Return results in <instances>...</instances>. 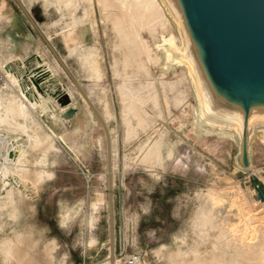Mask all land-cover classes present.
<instances>
[{
    "label": "rangeland",
    "instance_id": "374dc122",
    "mask_svg": "<svg viewBox=\"0 0 264 264\" xmlns=\"http://www.w3.org/2000/svg\"><path fill=\"white\" fill-rule=\"evenodd\" d=\"M96 1L21 0L106 118L113 146L117 264L134 255L140 257L139 264H172L171 253L179 249L185 262L193 261L196 252L204 258L233 256L234 248L225 243H237L240 234H245L246 243L262 244L264 250V201L255 185L257 181L264 192L263 128L254 132L251 169H241L238 144L202 133L195 123L192 113L198 104L184 70L171 67L163 74L165 65L159 59L149 62L145 55V70L137 63L126 64L133 45L112 22L118 11L105 10ZM138 15L145 20L140 34L155 56L161 57L155 46L162 37L174 35L179 41L172 19ZM134 45L137 48L138 41ZM31 52L43 56L78 112L47 151L34 147L19 127L0 121V136L23 144L28 168L45 171L30 191L31 184L14 173L0 177V264H111L106 261L111 249L104 128L19 3L0 0V73L5 76L0 114L7 113L9 100H24L30 117H18L17 122L29 132L40 129L41 136L53 138L58 128L36 110L43 97L34 107L18 77L6 68ZM126 85L148 99L139 104L145 121L126 110ZM50 99L62 116L61 106ZM156 142L162 146V160L148 162L149 147ZM201 211L213 215L205 231L200 228ZM9 242L17 257L6 255ZM244 253V263L255 264L247 250Z\"/></svg>",
    "mask_w": 264,
    "mask_h": 264
},
{
    "label": "water",
    "instance_id": "95a60500",
    "mask_svg": "<svg viewBox=\"0 0 264 264\" xmlns=\"http://www.w3.org/2000/svg\"><path fill=\"white\" fill-rule=\"evenodd\" d=\"M23 12L39 31L58 62L87 100L101 122L106 136L109 190V235L111 261L115 258V221L113 196L112 137L107 122L65 61L50 43L30 15L16 0ZM181 25L185 51L193 65L199 85L214 119H233L240 125L241 141L237 162L241 169L252 167L251 131L255 123L264 122V0H166ZM36 61V63H32ZM39 64V65H38ZM7 70L20 80V88L31 101L41 97L55 99L66 120L73 118L78 108L69 92L53 80L52 71L41 55L35 53L22 60L15 59ZM14 152H10V157ZM258 198L264 201V192L255 181Z\"/></svg>",
    "mask_w": 264,
    "mask_h": 264
},
{
    "label": "bare ground",
    "instance_id": "6f19581e",
    "mask_svg": "<svg viewBox=\"0 0 264 264\" xmlns=\"http://www.w3.org/2000/svg\"><path fill=\"white\" fill-rule=\"evenodd\" d=\"M97 1L98 4L102 5L103 9L105 10L109 8H115V10L118 11L117 13H115V16L112 18V22L119 30V33L122 36H125L127 41L128 42L130 41L133 45V49L130 52L131 54H128L126 58V64L137 63V66L139 68L145 70L146 65L144 64L142 58V55H145L149 62L155 60L158 61L159 59V61H161L165 65V69L162 71V73L164 72L163 74L168 73L167 71L171 67L172 68L181 67L184 70L186 79L188 80V82L192 87L191 88L193 90L192 92L198 104L197 108L195 109L193 108L194 113L192 114L195 123L197 125H200L201 130L203 131L201 132L206 133L208 135L214 133L217 134L220 138L233 140L238 144L239 147L241 141V130L239 123L233 119L222 118V120L221 119L217 120L212 118L211 116L214 114L211 111L207 103V100L205 98V95L199 85V81L195 74L193 65L189 62L186 55L184 54L186 45H185V39L181 31L180 22L178 18L173 15L167 1L166 0H97ZM138 13H141L142 18L150 17L157 20V18H159V16L161 15L162 18H164V20H169V18L172 19L170 21L174 29L177 31L179 41L177 42V39L175 38L174 35L169 37H162L160 43L156 44L155 46L157 50L162 51L161 57L155 56L152 52V48L150 47V45L142 38L140 34V30L145 26V20L144 19L139 20ZM137 41L139 43V46L136 48L134 42ZM122 45L124 44L122 43ZM153 87H154L153 84L150 85V88ZM123 94H124L123 100L125 101L126 110L132 112L135 116H138L144 120V116L142 110L139 107V104H141L142 102H147L148 99H143L138 92H136L132 88H128L127 85L124 88ZM151 98L156 99L155 96H152ZM51 100L52 99H50L49 97L47 98L43 97V101H42L43 105L37 106L36 110L40 109L41 114L46 115L50 119L51 123L58 128L59 133L55 132L53 138L50 135L41 136L39 133L40 129L33 132H29L26 125L17 122L18 117H22L25 120H28L30 117V111L23 101H18L16 99L9 100L8 104H6L7 113L4 116L0 114V121L8 122L11 125H15L19 127L27 134L28 140L34 147H37L42 150L43 149L48 150L51 147V145L54 143L55 138H62L63 134L66 131H68L70 126L68 120H66L63 117V115L58 116V114L56 113L57 110L50 106L49 103L51 102ZM65 109L66 108H60V112L64 111ZM101 115L105 120L106 119L105 116L102 113ZM108 116H112V113L108 112ZM259 127L263 128L262 130H263V139H264V122L255 123L251 131V151L253 144V136L255 134L254 132ZM161 147L162 146L160 142H156L155 144L150 146L149 152L146 156V161L153 163L161 162L162 160ZM11 151L14 152L13 157H10ZM0 159L4 160V162L0 163L1 178L7 177L8 175H11V173H14L17 177L21 178V180L28 181L31 185H33L36 181L40 180L41 178V174L38 171L33 172L31 169L28 168L26 151L23 147V144L21 145L19 143L18 138L14 139L7 136H0ZM21 184L24 185V183ZM204 211H201L202 218L200 217V222L202 223L201 224L202 226L201 227L199 226L200 228H202V231L205 228H207L209 225L213 224L212 221L213 215L212 214H211L212 216L210 215L211 211H209V213ZM93 222H94V216L90 220V224L92 226H93ZM237 239H238L236 240L237 243L235 242V240L231 243L227 239L225 246L233 247L235 253L238 254V256H236L235 253L233 254V256L231 254L229 255L224 254L223 256H219V257L215 254V256L211 255L212 257L210 258L209 256L204 258L200 254H197L198 252H196L193 258L194 260L191 262L188 260L190 262L189 263V262H185L182 259L185 253L183 252V250L179 249L175 253L176 255L171 253L169 260L171 261L172 264H186V263L245 264L243 260L246 253L244 252L247 250L250 262L252 261V263L255 264H264V250L262 244L255 245L253 243H246L245 234L238 235ZM10 243L11 242H9V246L7 247L6 255L8 257H12L14 255L17 257L16 251L13 250L12 246H10ZM245 244H248V247ZM47 252L50 255L52 254L51 251H47ZM178 257H181L182 261H180ZM116 258L118 257L115 256L114 260L110 262L111 260V256H110L106 261L107 263L117 264L118 260Z\"/></svg>",
    "mask_w": 264,
    "mask_h": 264
},
{
    "label": "crops",
    "instance_id": "0c3cea01",
    "mask_svg": "<svg viewBox=\"0 0 264 264\" xmlns=\"http://www.w3.org/2000/svg\"><path fill=\"white\" fill-rule=\"evenodd\" d=\"M64 44H65V42H63ZM87 42H85V44H86ZM66 46V45H65ZM67 47V46H66ZM33 54H35V52H31V53H29V54H27L26 56H23L22 58H19V59H22V60H25V59H27V58H29V57H31ZM39 55H41L40 53H38ZM42 56V55H41ZM43 57V56H42ZM32 63H36V61H32ZM39 65V64H38ZM56 77H53L52 76V79L53 80H56L55 79ZM60 83V82H59ZM10 97V96H9ZM21 99V98H20ZM21 100H23V99H21ZM24 101V100H23ZM25 102V101H24ZM5 103H6V101H5ZM39 104V100L38 101H34V107L35 106H37ZM27 105V104H26ZM5 106H6V104H5ZM6 108H5V112H6ZM53 145V144H52ZM51 145V146H52ZM47 151V150H46ZM40 174H41V178L45 175V171L42 169V170H40V171H38ZM40 178V179H41ZM39 181V180H38ZM37 182V181H36ZM35 182V183H36ZM35 183L33 184V185H31L29 188H28V190L30 191L31 189H32V187H34V185H35ZM96 206H97V204H95V209H96Z\"/></svg>",
    "mask_w": 264,
    "mask_h": 264
},
{
    "label": "built area",
    "instance_id": "2783aa9c",
    "mask_svg": "<svg viewBox=\"0 0 264 264\" xmlns=\"http://www.w3.org/2000/svg\"><path fill=\"white\" fill-rule=\"evenodd\" d=\"M4 82H5V76L3 73H0V87L4 84ZM139 261H140V257L137 255H134L124 260V264H137Z\"/></svg>",
    "mask_w": 264,
    "mask_h": 264
}]
</instances>
